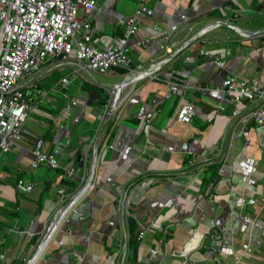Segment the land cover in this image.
<instances>
[{"label": "crops", "instance_id": "obj_1", "mask_svg": "<svg viewBox=\"0 0 264 264\" xmlns=\"http://www.w3.org/2000/svg\"><path fill=\"white\" fill-rule=\"evenodd\" d=\"M97 1L91 12L93 43L102 45L106 37L115 41L123 35L119 19L135 15L138 2ZM155 24L167 30L168 40ZM129 43L133 69L161 67L131 83L129 71L99 74L80 66L66 86H58L71 65L39 76L38 88L47 94L33 95L22 140L0 158V264L32 259L54 216L92 168L93 180L69 212V222L60 224L34 264L122 259L118 198L125 191L136 232L146 231L136 259L127 255V264H264V126L246 122L249 102L234 116L237 105L222 85L234 73L264 87V0H149ZM118 88L119 104L108 109ZM186 102L195 108L189 123L176 117ZM153 110L158 114L148 127L146 115ZM37 148L61 167L33 169ZM204 156L212 161L199 172ZM215 166L217 179L207 185ZM71 168L70 180L78 183L74 192L63 182ZM19 178L34 188L20 191ZM217 233L219 250L212 254L209 242Z\"/></svg>", "mask_w": 264, "mask_h": 264}, {"label": "built area", "instance_id": "obj_2", "mask_svg": "<svg viewBox=\"0 0 264 264\" xmlns=\"http://www.w3.org/2000/svg\"><path fill=\"white\" fill-rule=\"evenodd\" d=\"M148 1L137 0L135 15L119 19L120 25L124 26L122 36L115 41L106 37L102 45H96L93 43L91 12L96 8L97 0H0V158L10 150L13 144L22 140L23 125L32 111L33 95L47 94V90L38 88L39 76L51 74L57 67L71 65V73L64 76L58 83V86L64 87L70 82L71 74L77 75L80 72V66L87 71L99 74H107L115 69H126L132 76L144 74L141 78L151 76L154 73L153 68L157 70L161 67L160 63L152 69L142 68V66L132 68L129 42L131 36L140 28L145 3ZM182 18L187 20L186 15ZM229 25L232 26V24ZM153 27L156 32L164 35L165 40L169 39L167 30L157 24ZM149 43L150 39L142 42L145 46ZM190 59V56L187 57V60ZM167 61L169 60L165 59L162 63ZM217 64L224 67L225 61H217ZM222 85L223 90L237 105L233 111L234 116L241 113L238 107L240 104L249 102L253 106L244 116L246 122L252 121L257 126H264V87H261L256 79L244 80L237 74L228 73ZM76 103L77 101L73 104ZM115 103L116 100H110L108 109ZM157 114L158 110L147 113L148 127L151 126ZM176 115L180 122H191L195 115L194 104L183 103L178 107ZM106 116L107 111L103 114L100 131L106 122ZM245 134L247 135L248 132L246 131ZM33 156L31 163L33 169L40 165L53 169L61 167L57 158L39 148L33 151ZM211 161L212 157L204 156L199 162L198 171L203 172ZM3 176L0 170V182ZM73 177L74 170L71 168L67 170L65 179L70 180ZM16 186L22 192L31 191L34 188V184L24 178H19ZM89 186L90 183L80 190L81 194L76 198L75 203ZM214 194V191L210 193L212 197ZM59 195L62 201L66 200L68 194L64 186L59 188ZM130 209L131 197L125 191L118 198L125 251L122 259L115 264H127ZM66 218L67 216L63 221ZM66 221L69 222L68 219ZM145 235V230L139 232L140 242ZM219 239L218 233L210 238L208 250L212 254L219 250L217 247ZM152 252L156 253L157 249L153 248ZM186 252L187 250L184 249L182 253ZM74 256L81 258L78 253H74ZM2 258L4 254H0V260Z\"/></svg>", "mask_w": 264, "mask_h": 264}, {"label": "water", "instance_id": "obj_3", "mask_svg": "<svg viewBox=\"0 0 264 264\" xmlns=\"http://www.w3.org/2000/svg\"><path fill=\"white\" fill-rule=\"evenodd\" d=\"M81 158V155L78 156V160ZM83 162H80V165L82 166ZM93 172H94V168H92V173L90 174V176L87 178L85 184L83 185V187H85L88 183H90L93 180ZM81 187L79 190H77V192L69 199L68 202H66V204L60 208L58 210V212L56 213V215L53 218V221L51 222L46 234L44 235V237L42 238L41 242L39 243L37 250L34 254V256L32 257L31 260H29L27 262V264H30L31 261H34L38 255V253L41 251V253L43 252V250L45 249L46 245L48 244V242L50 241L51 237L53 236V234L55 233V231L57 230V228L60 226V224L63 222L64 217L69 215V212L71 211V209L74 207V205L76 204V198H78V196H80V190L83 188ZM80 198V197H79ZM79 200V199H78ZM68 223V222H67ZM41 255V254H40Z\"/></svg>", "mask_w": 264, "mask_h": 264}, {"label": "trees", "instance_id": "obj_4", "mask_svg": "<svg viewBox=\"0 0 264 264\" xmlns=\"http://www.w3.org/2000/svg\"><path fill=\"white\" fill-rule=\"evenodd\" d=\"M118 71L122 72V73H127L128 70L126 69H118ZM216 167V166H215ZM213 167V173L211 174L210 178H208L207 180H205V183L207 185L209 184H213L215 183L216 179H217V171L218 168ZM64 184L67 185L72 192H74L77 188L78 183L75 180H63ZM137 226L135 221L130 217L129 218V232H130V239H129V246H128V250H129V258L130 255L132 254V258H135L137 256V251L139 249V244H140V240L138 238L139 232H136ZM187 254V252L185 253ZM128 258V257H127ZM136 259V258H135ZM128 260V259H127Z\"/></svg>", "mask_w": 264, "mask_h": 264}, {"label": "bare ground", "instance_id": "obj_5", "mask_svg": "<svg viewBox=\"0 0 264 264\" xmlns=\"http://www.w3.org/2000/svg\"><path fill=\"white\" fill-rule=\"evenodd\" d=\"M143 75H144V74H142V73L135 75L134 77H132V78L129 80L130 83H131V82H135L136 80H138L139 78H141ZM120 93H121V88H118V90H117V100H116V103H115L114 107H116V106L119 104ZM65 220H66V219H65ZM40 254H41V251L38 253L36 259H35L34 261H31L30 264H34L35 261H37V259L39 258Z\"/></svg>", "mask_w": 264, "mask_h": 264}, {"label": "rangeland", "instance_id": "obj_6", "mask_svg": "<svg viewBox=\"0 0 264 264\" xmlns=\"http://www.w3.org/2000/svg\"><path fill=\"white\" fill-rule=\"evenodd\" d=\"M100 76V75H99Z\"/></svg>", "mask_w": 264, "mask_h": 264}]
</instances>
